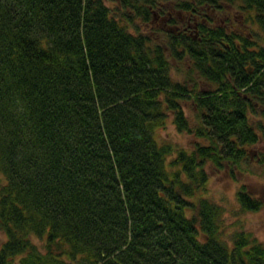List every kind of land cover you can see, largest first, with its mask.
Wrapping results in <instances>:
<instances>
[{
    "label": "trees",
    "instance_id": "16d2710c",
    "mask_svg": "<svg viewBox=\"0 0 264 264\" xmlns=\"http://www.w3.org/2000/svg\"><path fill=\"white\" fill-rule=\"evenodd\" d=\"M170 2L0 0V264H264L207 195L264 140V0Z\"/></svg>",
    "mask_w": 264,
    "mask_h": 264
},
{
    "label": "rangeland",
    "instance_id": "374dc122",
    "mask_svg": "<svg viewBox=\"0 0 264 264\" xmlns=\"http://www.w3.org/2000/svg\"><path fill=\"white\" fill-rule=\"evenodd\" d=\"M176 1L178 0H171L170 5H174ZM216 16L218 18L217 22L228 23L231 28L239 30L241 33H246L251 39L257 36L258 32L251 29L250 22L236 9L218 12ZM151 28L152 25L143 26L140 24V30L143 32L148 33ZM172 62L173 75L177 79H182L183 73L177 71V68L180 70L182 68L176 62ZM190 106L191 104H188L184 110L190 122L196 124L195 112L191 110ZM261 107L260 105L259 109ZM157 137L161 141L172 143L174 148L191 149L195 142V138L191 133L177 131L172 118H169L165 127L158 131ZM249 151L250 155L245 161H242L239 166H232L234 169L233 173L227 166L220 169L213 166L207 167L209 174L207 195L224 209L223 230L227 238L233 235L234 232L243 230L250 233L257 240L264 241V140L261 139L252 144L249 147ZM241 186H244L247 191L262 200L263 206L260 210L243 212L240 209L237 201V192ZM5 239L6 235L0 230V244ZM31 239L34 243L41 246L42 241L40 239L35 236L31 237Z\"/></svg>",
    "mask_w": 264,
    "mask_h": 264
}]
</instances>
